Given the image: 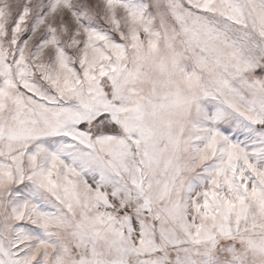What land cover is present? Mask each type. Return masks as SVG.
Listing matches in <instances>:
<instances>
[{"label": "snow or ice", "instance_id": "obj_1", "mask_svg": "<svg viewBox=\"0 0 264 264\" xmlns=\"http://www.w3.org/2000/svg\"><path fill=\"white\" fill-rule=\"evenodd\" d=\"M0 264H264V0H0Z\"/></svg>", "mask_w": 264, "mask_h": 264}]
</instances>
